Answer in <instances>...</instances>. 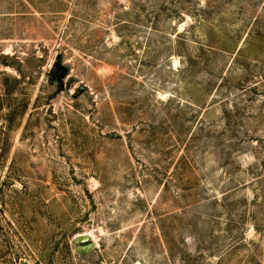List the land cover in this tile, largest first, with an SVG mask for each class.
Segmentation results:
<instances>
[{
	"label": "rangeland",
	"instance_id": "obj_1",
	"mask_svg": "<svg viewBox=\"0 0 264 264\" xmlns=\"http://www.w3.org/2000/svg\"><path fill=\"white\" fill-rule=\"evenodd\" d=\"M0 264H264V0H0Z\"/></svg>",
	"mask_w": 264,
	"mask_h": 264
},
{
	"label": "water",
	"instance_id": "obj_2",
	"mask_svg": "<svg viewBox=\"0 0 264 264\" xmlns=\"http://www.w3.org/2000/svg\"><path fill=\"white\" fill-rule=\"evenodd\" d=\"M90 241V238L86 235H83V236H78L77 238H75L74 242L75 244L77 245H81V244H84V243H88ZM94 244L93 243H89L87 244L85 247H78L77 251H82V250H91L94 248Z\"/></svg>",
	"mask_w": 264,
	"mask_h": 264
},
{
	"label": "bare ground",
	"instance_id": "obj_3",
	"mask_svg": "<svg viewBox=\"0 0 264 264\" xmlns=\"http://www.w3.org/2000/svg\"><path fill=\"white\" fill-rule=\"evenodd\" d=\"M80 236H83V235H80Z\"/></svg>",
	"mask_w": 264,
	"mask_h": 264
}]
</instances>
